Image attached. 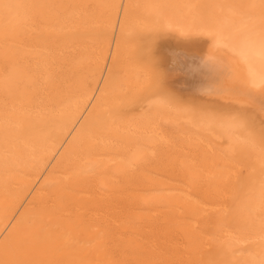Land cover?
<instances>
[{
    "label": "bare ground",
    "instance_id": "6f19581e",
    "mask_svg": "<svg viewBox=\"0 0 264 264\" xmlns=\"http://www.w3.org/2000/svg\"><path fill=\"white\" fill-rule=\"evenodd\" d=\"M229 1L242 14L53 0L42 22L30 0H0V264H121L144 225L169 255L177 230L173 264H264V0ZM61 54L76 63L65 89ZM166 133L192 153L146 177Z\"/></svg>",
    "mask_w": 264,
    "mask_h": 264
},
{
    "label": "rangeland",
    "instance_id": "374dc122",
    "mask_svg": "<svg viewBox=\"0 0 264 264\" xmlns=\"http://www.w3.org/2000/svg\"><path fill=\"white\" fill-rule=\"evenodd\" d=\"M18 1V3H19V6H21V7H24V9H26L27 7V12H30V11H32V9H33V7H32V5L31 6H29L28 5V3H30V2H28V0H17ZM20 1V2H19ZM31 1V3H33L34 5L36 4L37 5V7H38V5H39V7H40V11H42V10H44V11H42V15H41V20H42V22L43 21H47V20H49L50 19V14H49V11H48V7H50V9H51V7H53V0L51 1V0H48V1H50L48 4H47V0H30ZM47 1V2H46ZM225 1V3H223L222 2V4L223 5H227V6H229V7H233L237 12H240L241 14H242V10H240L239 8H235V6H232V5H230L231 3H230V1L228 2V0H224ZM41 2V3H40ZM40 3V4H39ZM47 5V7L45 6V5ZM44 5V6H43ZM42 9V10H41ZM245 14V13H244ZM250 15H252V14H250ZM254 16V15H253ZM38 18V17H37ZM226 18V20H228L229 18H227V17H225ZM39 19V18H38ZM37 19V20H38ZM238 19H240V18H236V20L238 21ZM228 21H230V20H228ZM49 22V21H48ZM230 25H232V26H235V20L234 21H230V23H229ZM55 39V38H54ZM59 39V38H58ZM168 40H171L170 38H168ZM166 41V40H165ZM172 41V40H171ZM162 42V41H161ZM49 43H50V40H49ZM48 43V44H49ZM198 43V42H197ZM193 44H194V42H193ZM68 57V58H67ZM55 58H56V60H55V62H54V64L52 65V69H51V73H52V76H53V82H54V85L56 86V87H60V89H65V87H67V85L69 84V83H71V82H73V76H74V74H75V72H76V63L73 61V59L72 58H70L68 55H58V56H55ZM70 66V67H69ZM73 70H75V72H73ZM69 79H71V80H69ZM67 80V81H66ZM62 81V82H61ZM67 83H66V82ZM63 85V86H62ZM127 112V111H126ZM126 112H124V114L126 113ZM171 133V132H170ZM170 133H166L165 134V138H162V136L161 137H159V135H156V136H154V138H153V140H152V143H147V145L150 147V148H153V146H154V148H155V150H156V154H157V157L155 158V160H158L159 162H160V164H158V165H156V162H153V164H152V162H149V161H145V162H147L146 164H144V167H146L147 166V169H144V175L146 176V177H152L153 176V172H155V173H157V174H164V173H166V170H167V166L169 165V164H171V162H177L178 163V161L176 160L177 158H176V156H177V154L181 151V150H183L184 152H186V153H188V151L190 152V153H192V151H191V149H187L186 150V147L184 146V144H182V142H180L178 139H176V138H174V136L171 134L170 135ZM158 138V139H157ZM158 140H160V141H164L163 143L162 142H158ZM172 140V141H171ZM172 143V144H171ZM182 144V145H181ZM172 145V146H171ZM172 147V148H171ZM177 147V148H176ZM179 147H181V148H179ZM184 147V148H183ZM174 148V149H173ZM176 148V149H175ZM186 150V151H185ZM149 151H147V153H148ZM196 152V154L197 155H199L200 154V151H195ZM150 153L151 152H149L148 154L150 155ZM170 160V162H168ZM162 163V164H161ZM164 167V168H162V167ZM202 190H204V189H202ZM124 194H121V195H119L118 196V201L120 200V204L122 205V206H124V207H126L127 206V203H125L126 201V198H124V200H123V196ZM121 196H123V197H121ZM120 198V199H119ZM122 198V199H121ZM124 201V202H123ZM214 205L213 204H211V207H213ZM208 207V208H207ZM211 207H210V211H211ZM214 208V207H213ZM215 209V208H214ZM208 210V211H207ZM203 211L207 214V213H210V211H209V206H205L204 207V209H203ZM19 212L21 213V211L20 210H18L16 213H15V216L17 215V214H19ZM142 225H144V223H143V221H142ZM143 227V229H141V235L140 236H144V237H142V238H144V239H142V241L141 242H139L138 243V245H132V247H131V249H134V251H135V253L134 254H132L131 252H129V251H125L126 252V254L125 255H123L124 257H125V259H127V260H125L124 259V261H122V263L121 264H123L125 261H127V263H124V264H129V263H131V264H143L144 262V264H147L148 262L149 263H151V264H173L174 262H175V260H174V258H176V256L177 257H182V259L184 258L183 256H184V254H183V250L181 251V250H179L180 249V245L178 244V242L180 243L181 242V238H179L178 237V235L176 234L175 235V231H177V230H175L174 231V229L172 228V230H167V232H168V234H169V232L171 233V234H169L168 235V237H169V240H170V246L173 248V249H176V253L175 254H173V255H169V251H167L165 248H163V247H158L157 249H155V251L154 252H152L149 248V238H150V236H152V234L151 233H149V228L148 227H146V225H144V226H142ZM146 228V229H145ZM8 231V229H5L4 231H3V234L1 235V237H3V238H1L0 237V242H1V240H2V242H3V240H4V238H5V236L4 235H6V232ZM145 231L147 232V233H145ZM171 231H173V232H171ZM101 235H104L103 236V238L101 239V241H104V244L107 246L108 244H109V239H108V234H107V232L105 231V232H103ZM106 235V236H105ZM178 237V238H177ZM133 238V237H132ZM104 239H107V241H105ZM172 242V243H171ZM175 243V244H174ZM179 245V246H178ZM108 247V246H107ZM162 249L161 251L162 252H166L167 253V258L166 259H160L159 257H157L156 255L158 254V252H157V250L158 249ZM149 251V252H148ZM150 251H151V253H150ZM175 251V250H174ZM136 252L137 253H139V255H140V257H139V255H137L136 256ZM108 253H110V252H108L107 251V254ZM148 253H150V254H148ZM128 254H129V256H128ZM181 254V255H180ZM109 255V257H110V254H108ZM128 257V258H127ZM132 257V258H131ZM130 258V259H129ZM132 259V260H131ZM143 259V260H142ZM150 260H151V262H150ZM128 261H129V263H128ZM134 261H136V262H134ZM164 261H166V262H164ZM162 262H164V263H162ZM171 262V263H170Z\"/></svg>",
    "mask_w": 264,
    "mask_h": 264
}]
</instances>
